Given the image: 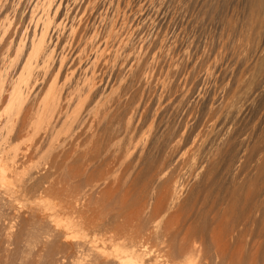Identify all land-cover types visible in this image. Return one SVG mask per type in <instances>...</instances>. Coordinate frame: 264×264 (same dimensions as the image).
I'll list each match as a JSON object with an SVG mask.
<instances>
[{
  "label": "rangeland",
  "instance_id": "rangeland-1",
  "mask_svg": "<svg viewBox=\"0 0 264 264\" xmlns=\"http://www.w3.org/2000/svg\"><path fill=\"white\" fill-rule=\"evenodd\" d=\"M0 22V264H264V2L0 0Z\"/></svg>",
  "mask_w": 264,
  "mask_h": 264
},
{
  "label": "bare ground",
  "instance_id": "bare-ground-1",
  "mask_svg": "<svg viewBox=\"0 0 264 264\" xmlns=\"http://www.w3.org/2000/svg\"><path fill=\"white\" fill-rule=\"evenodd\" d=\"M253 1H255V2H262V4H263V2H264V0H253ZM2 2V1H1ZM79 2V1H78ZM102 2V1H101ZM260 4V3H259ZM33 5V4H32ZM36 5V4H35ZM34 5V6H35ZM98 5V4H97ZM107 5H108V3H107ZM37 6V5H36ZM35 6V7H36ZM82 7V6H81ZM97 7V6H96ZM95 8V7H94ZM98 8V7H97ZM258 8V7H257ZM61 9V8H60ZM122 9V8H121ZM49 10V9H48ZM47 10V11H48ZM72 10V9H71ZM88 10V9H87ZM42 11H43V9H42ZM45 11V10H44ZM46 11V12H47ZM139 12V11H138ZM45 13V12H44ZM58 13V12H57ZM101 13V12H100ZM256 13V12H255ZM52 14V13H51ZM91 14V13H90ZM44 15H46V14H43V16ZM34 16V15H33ZM37 16V15H36ZM48 16V15H47ZM4 17V16H3ZM128 17V16H127ZM34 18V17H33ZM116 18V17H115ZM41 19H43V17L41 18ZM6 20V19H5ZM12 20H13V18H12ZM31 20V19H30ZM30 20H29V23H30ZM69 20V19H68ZM67 20V21H68ZM77 20V19H76ZM84 20V19H83ZM66 21V22H67ZM73 21V20H72ZM65 22V21H64ZM93 22V21H92ZM134 22V21H133ZM1 23V22H0ZM33 23V22H32ZM42 23V22H41ZM47 23V22H46ZM47 24H49V23H47ZM53 24V23H52ZM65 24V23H64ZM78 24V23H77ZM88 24V23H87ZM43 25H44V23H43ZM46 25V24H45ZM126 25V24H125ZM39 26V25H38ZM37 26V27H38ZM75 26V25H74ZM74 26H73V28H74ZM77 26V25H76ZM81 26V25H80ZM31 27H33V26H31ZM55 27H56V25H55ZM35 28V27H34ZM39 28V27H38ZM38 28H37V30H38ZM52 28H54V27H52ZM40 29V28H39ZM43 29V28H42ZM76 28H74V30H75ZM84 29V28H83ZM236 29V28H235ZM18 30V29H17ZM37 30L35 29V31H36V33H37ZM44 30V29H43ZM71 30H73V29H71ZM47 31V30H46ZM45 31V32H46ZM87 31V30H86ZM90 31V30H89ZM33 32V31H32ZM39 32V31H38ZM80 32H81V30H80ZM13 34V33H12ZM33 34V33H32ZM32 34H30V35H32ZM39 34V33H38ZM43 34H45V33H43ZM77 34V33H76ZM80 34V33H79ZM126 34V33H125ZM42 35V34H41ZM232 35V34H231ZM36 36V35H35ZM46 36H48L47 34H46ZM42 37H44V36H42ZM58 37V36H57ZM89 37V36H88ZM11 38V37H10ZM80 38V37H79ZM222 38H224V37H222ZM40 39H41V37H40ZM46 39V38H45ZM236 39V38H235ZM6 40V39H5ZM23 40V39H22ZM60 40V39H59ZM77 40V39H76ZM39 41V40H38ZM37 41V42H38ZM48 41V40H47ZM68 41V40H67ZM70 41V40H69ZM78 41V40H77ZM93 41V40H92ZM35 42V41H34ZM94 42V41H93ZM4 43H6V42H4ZM77 43V42H76ZM6 44H8V43H6ZM6 44L4 45V47L6 46ZM16 44V43H15ZM14 44V45H15ZM28 44V43H27ZM34 44V43H33ZM39 44V43H38ZM37 44V45H38ZM165 44V43H164ZM37 45H35V46H37ZM45 45V44H44ZM76 45V44H75ZM78 45V44H77ZM163 45V44H162ZM29 46V45H28ZM42 46V45H41ZM56 46V45H55ZM57 47H58V45H57ZM27 48V47H26ZM33 48H34V46H33ZM37 48L39 49V47L37 46ZM41 48V47H40ZM44 48V47H43ZM42 48V49H43ZM68 48V47H67ZM89 48L90 47H88V50H89ZM46 49V48H45ZM12 50V49H11ZM33 50V49H32ZM51 50V49H50ZM18 51V50H17ZM36 51H38V50H36ZM41 51V50H40ZM68 51V50H67ZM2 52V51H1ZM39 52V51H38ZM34 53V52H33ZM41 53H43V50L41 51ZM51 53V52H50ZM8 54V53H7ZM35 54V53H34ZM37 54V53H36ZM36 54H35V56H36ZM39 54V53H38ZM65 54V53H64ZM155 54V53H154ZM47 55V54H46ZM49 55V54H48ZM51 55V54H50ZM138 55V54H137ZM142 55V54H141ZM198 55V54H197ZM234 55V54H233ZM8 56V55H7ZM10 56V55H9ZM8 56V57H9ZM78 56H80V55H78ZM38 57H40V56H38ZM50 57V56H49ZM66 57V56H65ZM142 57V56H141ZM7 58V57H6ZM31 58V57H30ZM45 58V57H44ZM68 58V57H67ZM81 58V57H80ZM143 58V57H142ZM42 59V58H41ZM47 59V58H46ZM79 59V58H78ZM130 59V58H129ZM247 59V58H246ZM3 60H5V59H3ZM9 60V59H8ZM29 60V59H28ZM35 60V59H34ZM40 60V59H39ZM50 60V59H49ZM48 60V61H49ZM54 60V59H53ZM137 60V59H136ZM242 60V59H241ZM127 61V60H126ZM140 61V60H139ZM138 61V62H139ZM142 61V60H141ZM174 61V60H173ZM215 61V60H214ZM28 62V61H27ZM57 62V61H56ZM63 62V61H62ZM148 62V61H147ZM188 62V61H187ZM190 62H191V60H190ZM196 62V61H195ZM237 62V61H236ZM5 63V62H4ZM3 63V64H4ZM34 63V62H33ZM43 63V62H42ZM47 63V62H46ZM54 63V62H53ZM52 63V64H53ZM136 63V62H135ZM219 63V62H218ZM8 64V63H7ZM58 64V63H57ZM215 64V63H214ZM29 65V64H28ZM37 65V64H36ZM125 66H126V68H127V66L128 65H126V64H124ZM164 66V65H163ZM196 66V65H195ZM33 67V66H32ZM122 67V66H121ZM133 67V66H132ZM135 67V66H134ZM177 67V66H176ZM175 67V68H176ZM68 68V67H67ZM196 68V67H195ZM72 69H74V68H72ZM102 69H104V68H102ZM128 69V68H127ZM181 69V68H180ZM100 70V69H99ZM132 70V69H131ZM27 71V70H26ZM101 71V70H100ZM100 71H99V73H100ZM114 71V70H113ZM133 71V70H132ZM31 72V71H30ZM39 72V71H38ZM104 72V71H103ZM184 72V71H183ZM44 73V72H43ZM126 73V72H125ZM176 73V72H175ZM212 73H214V72H212ZM36 74V73H35ZM61 74V73H60ZM184 74V73H183ZM203 74V73H202ZM209 74V73H208ZM55 75V74H54ZM88 75V74H87ZM104 75V74H103ZM110 75V74H109ZM172 75V74H171ZM175 74H173V76H174ZM119 76V75H118ZM172 76V77H173ZM74 77V76H73ZM98 77V76H97ZM100 77V76H99ZM255 77V76H254ZM35 78V77H34ZM33 78V79H34ZM102 78V77H101ZM37 79V78H36ZM39 79V78H38ZM59 79V78H58ZM80 79V78H79ZM238 79V78H237ZM41 80V79H40ZM225 80V79H224ZM7 81V80H6ZM28 81V80H27ZM34 81V80H33ZM78 81V80H77ZM115 81H116V79H115ZM188 81V80H187ZM196 81V80H195ZM200 81V80H199ZM259 81V80H258ZM197 82H198V80H197ZM211 82V81H210ZM255 82V81H254ZM21 83V82H20ZM53 83V82H52ZM112 83V82H111ZM167 83V82H166ZM181 83V82H180ZM187 83V82H186ZM185 83V84H186ZM256 83V82H255ZM5 84V83H4ZM49 84V83H48ZM98 84V83H97ZM188 84V83H187ZM32 85V84H31ZM34 85V84H33ZM32 85V86H33ZM51 85V84H50ZM88 85V84H87ZM95 85V84H94ZM172 85V84H171ZM175 85V84H174ZM192 85V84H191ZM248 85V84H247ZM31 86V87H32ZM36 86V85H35ZM179 86V85H178ZM177 86V87H178ZM195 86H198V85H196L195 84ZM46 87V86H45ZM88 87H89V85H88ZM33 88V87H32ZM86 88V87H85ZM91 88V87H90ZM128 88V87H127ZM179 88V87H178ZM194 88V87H193ZM50 89H51V87H50ZM195 89H196V87H195ZM199 89V88H198ZM77 90V89H76ZM79 90V89H78ZM90 90V89H89ZM103 90V89H102ZM128 90V89H127ZM155 90H156V88H155ZM158 90V89H157ZM175 90V89H174ZM178 90V89H177ZM183 90V89H182ZM185 90V89H184ZM208 90V89H207ZM231 90V89H230ZM236 90V89H235ZM45 91V90H44ZM197 91V90H196ZM257 91V90H256ZM8 92H9V90H8ZM7 92V93H8ZM85 92V91H84ZM178 92V91H177ZM176 92V93H177ZM249 92V91H248ZM31 93V92H30ZM42 93V92H41ZM45 93V92H44ZM165 93V92H164ZM171 93V92H170ZM200 93V92H199ZM228 93V92H227ZM9 95V94H8ZM7 94H6V96H8ZM30 95V94H29ZM47 95H48V93H47ZM150 95V94H149ZM179 95V94H178ZM184 95V94H183ZM199 95V94H198ZM230 95V94H229ZM252 95V94H251ZM57 96V95H56ZM172 96V95H171ZM170 96V97H171ZM197 96V95H196ZM233 96V95H232ZM236 96V95H235ZM234 96V97H235ZM254 96V95H253ZM252 96V97H253ZM34 97V96H33ZM41 97H43V96H41ZM46 97V96H45ZM49 97V96H48ZM150 97V96H149ZM178 97V96H177ZM176 97V98H177ZM184 97H186V96H184ZM55 98V97H54ZM136 98V97H135ZM162 98V97H161ZM166 98V97H165ZM186 98H188V97H186ZM186 98H184V100H186ZM228 98V97H227ZM233 98V97H232ZM238 99H239V97H237ZM87 99V98H86ZM174 99V98H173ZM178 99V98H177ZM215 99V98H214ZM226 99V98H225ZM41 100V99H40ZM39 100V101H40ZM82 100V99H81ZM85 100V99H84ZM132 100V99H131ZM248 100V99H247ZM45 101V100H44ZM47 101V100H46ZM150 101V100H149ZM161 101V100H160ZM176 101V100H175ZM254 101V100H253ZM11 102V101H10ZM35 102V101H34ZM81 102V101H80ZM85 102V101H84ZM141 102V101H140ZM181 102H182V100H181ZM183 103H185V102H183ZM232 103V102H231ZM252 103V102H251ZM52 104V103H51ZM80 104V103H79ZM82 104H84L83 102H82ZM81 104V105H82ZM139 104V103H138ZM147 104V103H146ZM174 104H175V102H174ZM220 104V103H219ZM180 105H182V104H180ZM236 105V104H235ZM36 106V105H35ZM38 106V105H37ZM135 106V105H134ZM146 106V105H145ZM184 106V105H183ZM32 107V106H31ZM65 107V106H64ZM102 107V106H101ZM182 107V106H181ZM185 107V106H184ZM225 107V106H224ZM226 107H228V106H226ZM233 107V106H232ZM253 107V106H252ZM37 108V107H36ZM81 108V107H80ZM131 108V107H130ZM180 108V107H179ZM178 108V109H179ZM229 108V107H228ZM119 109V108H118ZM132 109V108H131ZM134 109V108H133ZM170 109V108H169ZM175 109V108H174ZM173 109V110H174ZM204 109V108H203ZM210 109V108H209ZM215 109H217V108H215ZM222 110H223V108H222ZM248 110V109H247ZM27 111V110H26ZM97 111V110H96ZM146 111V110H145ZM216 111V110H215ZM218 111V110H217ZM216 111V112H217ZM236 110H234V112H235ZM237 111H238V109H237ZM212 112V111H211ZM213 112H214V110H213ZM215 112V113H216ZM229 112V111H228ZM227 112V113H228ZM240 112V111H239ZM25 113V112H24ZM232 113V112H231ZM237 113V112H236ZM235 113V114H236ZM60 114V113H59ZM72 114V113H71ZM211 114V113H210ZM212 114H214V113H212ZM241 114V113H240ZM202 115V114H201ZM205 115V114H204ZM208 115V114H207ZM218 115V114H217ZM232 115V114H231ZM29 116V115H28ZM72 116V115H71ZM75 116V115H74ZM212 116H214V115H212ZM224 116V115H223ZM17 117V116H16ZM41 117V116H40ZM218 117V116H217ZM227 117V116H226ZM232 117V116H231ZM31 118V117H30ZM39 118V117H38ZM37 118V119H38ZM53 118V117H52ZM209 118V117H208ZM214 118V117H213ZM212 118V119H213ZM215 118H216V116H215ZM219 118V117H218ZM224 118V117H223ZM228 118V117H227ZM235 118H237V117H235ZM239 118V117H238ZM40 119V118H39ZM210 119V121H209V124H210V122H212V120H211V118H209ZM208 119V120H209ZM222 119V118H221ZM232 119V118H231ZM230 119V120H231ZM196 120V119H195ZM233 120V119H232ZM237 120H239V119H237ZM237 120H236V122H237ZM39 121H41V120H39ZM185 121V120H184ZM221 121V120H220ZM219 121V122H220ZM234 121V120H233ZM235 122V121H234ZM47 123V122H46ZM168 123V122H167ZM171 123V122H170ZM173 123V122H172ZM183 123V122H182ZM181 123V124H182ZM221 123V122H220ZM225 123V122H224ZM23 124V123H22ZM28 124V123H27ZM155 124V123H154ZM173 124H175V123H173ZM187 124V123H186ZM217 124V123H216ZM222 124V123H221ZM234 124V123H233ZM24 125V124H23ZM26 125V124H25ZM29 125V124H28ZM161 125V124H160ZM187 125H189V124H187ZM203 125V124H202ZM206 125H207V122H206ZM168 126V125H167ZM174 126V125H173ZM196 126V125H195ZM198 126V125H197ZM211 126H213V125H211ZM170 127V126H169ZM177 127V126H176ZM180 127V126H179ZM200 127V126H199ZM206 128V130H207V132H208V127L207 126H205ZM224 127V126H223ZM237 127V126H236ZM243 127V126H242ZM11 128V127H10ZM16 128V127H15ZM167 128V127H166ZM181 128V127H180ZM179 128V129H180ZM190 128V127H189ZM188 128V129H189ZM216 128V127H215ZM218 128V127H217ZM222 128V127H221ZM241 128V127H240ZM245 128V127H244ZM168 129V128H167ZM170 130L172 129V127L171 128H169ZM174 129V128H173ZM199 129V128H198ZM204 129V130H205ZM220 129V128H219ZM225 129H226V127H225ZM234 129H235V127H234ZM238 129V128H237ZM130 130V129H129ZM128 130V131H129ZM183 130V129H182ZM203 130V129H202ZM214 130V129H213ZM224 130V129H223ZM227 130V129H226ZM236 130V129H235ZM244 130V129H243ZM246 130V129H245ZM259 130V129H258ZM28 131H30V130H28ZM28 131H27V133H28ZM32 132H33V130H31ZM132 131H133V129H132ZM164 131V130H163ZM171 131H173V130H171ZM215 131V130H214ZM240 131V130H239ZM239 131H238V133H239ZM251 131V130H250ZM14 132V131H13ZM130 132V131H129ZM173 132H175V131H173ZM172 132V133H173ZM177 132V131H176ZM186 132H187V130H186ZM228 132V131H227ZM241 132V131H240ZM1 133V132H0ZM131 133H133V132H130V135H131ZM166 133V132H165ZM167 133H169V132H167ZM179 133H181V130L179 131ZM203 133H206V131L205 132H203ZM211 133V132H210ZM222 133V132H221ZM230 133V132H229ZM236 133V132H235ZM164 134V133H163ZM177 134V136L174 138V139H176L179 135H178V133H176ZM187 134V133H186ZM186 134H184V135H186ZM224 134V133H223ZM244 134V133H243ZM134 135V134H133ZM165 135H167V134H165ZM169 135H171V134H169ZM175 135V134H174ZM194 135V134H193ZM196 135V134H195ZM203 135V134H202ZM201 135V136H202ZM225 135V134H224ZM230 135H232L231 133H230ZM229 135V136H230ZM237 135V134H236ZM245 135V134H244ZM24 136H25V134H24ZM145 136V135H144ZM172 136V135H171ZM204 136V135H203ZM221 136V135H220ZM235 136V135H234ZM238 136V135H237ZM240 136H241V134H240ZM160 137V136H159ZM173 137V136H172ZM216 137V136H215ZM226 137V136H225ZM250 137V136H249ZM171 138V137H170ZM221 138V137H220ZM222 138H224V136L222 137ZM221 138V139H222ZM228 138V137H227ZM226 138V139H227ZM230 138H232V136L230 137ZM230 138H228V139H230ZM241 138V137H240ZM158 139H160V138H158ZM158 139H157V141H158ZM163 139V138H162ZM196 139V138H195ZM194 139V140H195ZM233 139V138H232ZM231 139V140H232ZM235 139V138H234ZM233 139V140H234ZM236 139H237V137H236ZM230 140V141H231ZM244 140H246V139H244ZM144 141V140H143ZM157 141H155V142H157ZM166 141L168 142V140L166 139ZM237 141V140H236ZM173 142H174V140H173ZM176 142H177V140H176ZM228 142V141H227ZM226 142V143H227ZM239 142V141H238ZM242 142V141H241ZM154 143V142H153ZM170 143V142H169ZM178 143V142H177ZM221 143V142H220ZM235 143V142H234ZM233 143V144H234ZM240 143V142H239ZM1 144V143H0ZM157 144H159V143H157ZM160 144H161V142H160ZM159 144V145H160ZM167 144V143H166ZM224 144V143H223ZM228 144H230L229 142H228ZM232 144V145H233ZM141 144H140V142H138L137 144H135V149H138V147L140 146ZM156 145V144H155ZM162 145V144H161ZM222 145V144H221ZM235 145V144H234ZM174 146V145H173ZM226 146V145H225ZM155 147V146H154ZM160 147V146H159ZM169 147V146H168ZM224 147V146H223ZM236 147H239V146H236ZM20 148V147H19ZM226 148V147H225ZM157 149V148H156ZM212 149V148H211ZM227 149V148H226ZM228 151H230L229 149H227ZM235 150V149H234ZM233 151V150H232ZM144 153V152H143ZM228 154V153H227ZM2 155V154H1ZM54 155V154H53ZM171 156V155H170ZM221 156H223V155H221ZM230 156V155H229ZM235 157V156H234ZM254 158V157H253ZM53 159V158H52ZM170 160V159H169ZM211 160V159H210ZM51 163V162H50ZM211 163V162H210ZM234 163H237V162H234ZM233 163V164H234ZM163 165V164H162ZM171 165V164H170ZM231 165V164H230ZM48 166V165H47ZM229 166V165H228ZM234 166V165H233ZM230 167V166H229ZM4 168H6V167H4ZM210 168V167H209ZM233 168V167H232ZM6 171L8 170V169H5ZM4 170V171H5ZM164 170H166V169H164ZM15 172H16V170H14ZM44 171V170H43ZM47 171V170H46ZM41 172H42V170H41ZM147 172V171H146ZM165 172V171H164ZM164 172H161L160 174L162 175V173H164ZM172 174H173V172H172V170L170 171ZM231 172V171H230ZM262 172V171H261ZM3 173V172H2ZM51 173V172H50ZM216 173V172H215ZM264 173V172H263ZM4 174V173H3ZM47 174V173H46ZM158 174V173H157ZM160 174H159V176H160ZM208 174V173H207ZM169 175H171V174H169V171L166 173H164L163 175H162V179H166ZM214 175V174H213ZM0 176H2V174L0 175ZM158 176V175H157ZM158 176V177H159ZM205 176V175H204ZM220 177V176H219ZM4 178V177H3ZM178 178V177H177ZM208 178V177H207ZM210 178V177H209ZM8 179H9V177H8ZM211 179V178H210ZM38 180V179H37ZM184 179H183V177L182 176H180L177 180H175V182H174V185H173V187H171L170 188V191H169V202H168V206H166L167 207V209H170L169 211L167 210V212H170L171 211V209L172 208H174L175 207V205H176V203L179 201V196H180V193L182 192V190H183V187H184V181H183ZM199 182V181H198ZM201 182V181H200ZM17 184V183H16ZM44 184V183H43ZM52 186V185H51ZM56 186V185H55ZM19 187V186H18ZM48 188V187H47ZM55 188V187H54ZM63 188H64V186H63ZM46 190V189H45ZM71 190H72V188H71ZM55 191V190H54ZM252 192V191H251ZM49 193V192H48ZM65 193V192H64ZM254 194H255V192H254ZM253 194V195H254ZM66 196V195H65ZM255 196H258L257 194H255ZM255 196H252V197H255ZM256 198V197H255ZM257 199V198H256ZM263 202V201H262ZM166 203V202H165ZM85 207V206H84ZM3 208V207H2ZM51 208V207H50ZM164 208V206H162V208L160 209V210H162ZM160 210H158V211H160ZM162 212V211H161ZM165 212V211H164ZM157 214V213H156ZM75 215H76V213H75ZM162 215H163V213H162ZM166 215V214H165ZM167 215H168V213H167ZM159 216V215H158ZM161 216V215H160ZM170 216V215H169ZM253 216V215H252ZM255 216V215H254ZM52 217V216H51ZM163 218V217H162ZM167 218V217H166ZM174 218V217H173ZM252 218V217H251ZM254 218V217H253ZM167 220V219H166ZM165 220V221H166ZM256 220V219H255ZM252 222H253V220H252ZM90 223V222H89ZM92 223V222H91ZM110 223V222H109ZM255 223V222H254ZM83 224V223H82ZM104 224V223H103ZM107 224V223H106ZM78 226V225H77ZM79 227V226H78ZM77 227V228H78ZM101 227H102V225H101ZM168 230V229H167ZM76 232H78V231H76ZM195 233H197V232H195ZM199 233V232H198ZM66 234V233H65ZM69 235V234H68ZM166 235V234H165ZM191 235V234H190ZM193 235V234H192ZM196 235H198L199 236V234H196ZM188 236V235H187ZM33 237V236H32ZM168 237V236H167ZM192 237V236H191ZM196 237V236H195ZM205 237V236H204ZM216 237V236H215ZM221 237H222V235H221ZM61 238V237H60ZM190 238V237H189ZM199 238V237H198ZM218 238H220V237H218ZM67 239H68V237H67ZM190 239H192V238H190ZM203 239V238H202ZM222 239H223V237H222ZM186 240H188V239H186ZM195 240H196V238H195ZM192 241V240H191ZM191 241H190V243H191ZM218 241V240H217ZM68 242V241H67ZM187 242V241H186ZM185 242V243H186ZM188 243V242H187ZM200 243V242H199ZM195 244V246H193ZM198 244V243H197ZM197 244L195 243V242H193V245H191V246H193V248H192V250H191V252L189 253V251H188V249H187V254H185V256H186V258H187V260H188V262L189 263H191L192 262V257H193V255H195V257L197 256V254L199 253V247H201V246H199L198 245V247H197ZM137 246V245H136ZM133 246H131V248H132ZM136 247H133L132 248V250L133 251H130V255H129V257L128 258H126V259H124V260H122L121 261V263L122 264H150L151 262H153V261H157V259H158V257H156V260H154V259H152V257L150 256V254L151 253H149L146 249V246H142V247H140L139 249H135ZM199 248V249H198ZM59 249H60V247H59ZM219 249H221V248H219ZM186 250V249H185ZM218 250V249H217ZM33 253V252H32ZM185 253V252H184ZM153 258H155V257H153ZM167 258V257H166ZM222 259V258H221Z\"/></svg>",
  "mask_w": 264,
  "mask_h": 264
}]
</instances>
